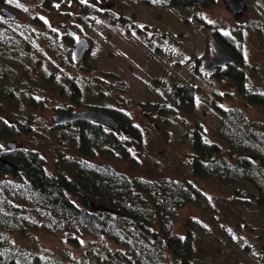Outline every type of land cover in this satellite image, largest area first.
<instances>
[{
    "label": "trees",
    "instance_id": "trees-1",
    "mask_svg": "<svg viewBox=\"0 0 264 264\" xmlns=\"http://www.w3.org/2000/svg\"><path fill=\"white\" fill-rule=\"evenodd\" d=\"M53 1L65 4L67 0H46L47 7H52ZM98 1L105 0H93V7L90 0L84 4L74 0V3L81 7L80 17L93 12L95 16H105L96 8L100 5ZM127 1L138 0H118L117 6ZM141 1L194 9L215 5V0ZM254 2L259 4L260 12L246 29L234 30L233 36L217 33L235 61L219 70L216 78L227 83L229 79L236 81L243 103L264 109V83L253 79L247 71L242 52L244 30L260 38L264 52V0ZM119 9L121 13L126 10ZM119 20L128 26L127 16L121 15ZM43 37L47 43L44 47L37 31L12 20L0 25V264H211L201 256L204 247L190 230L185 235L175 232V221L187 206L197 205L204 211L203 201L211 200L204 189L206 183L216 192L211 193L212 197L217 195L222 200L229 199L233 192L238 194V186L247 182L257 191L255 199L246 197L252 200L253 210L258 206L264 208V123L250 119L242 105L231 108L214 105L220 120L213 131V141L205 138L207 133L200 128L201 124L191 129L190 153L182 149L186 142L183 138L174 142L166 140L167 137L161 139L170 156L176 154L184 163L189 162L183 169V177L151 179L131 175L119 165L127 162L140 165L146 156L160 165L153 153L145 151L157 124L135 125L131 114L104 103L107 93L103 88L96 93V104L81 105L82 92L75 78L65 75L68 88L45 79L41 72L46 69L60 72V66L55 64L59 59L48 52L60 48L52 37ZM12 49L22 53L11 59L2 55ZM65 60L69 62L70 58ZM196 61L195 71L200 73ZM171 88L175 105L157 108L165 112L166 122L170 120L169 114L175 122L180 120L186 134L189 125L183 114L179 117L177 112L188 117L194 114L198 89L189 83H173ZM111 89L129 92L121 81H116ZM48 90L72 97L57 112L72 113L76 106L100 109L117 121L118 130L86 121L53 123L55 126L49 129L46 119L37 115L38 111H47L48 105L37 95ZM213 91L208 96L213 98L218 94ZM22 135L29 138L23 146L16 143L13 150L5 145L7 139ZM43 151L55 156L54 171L46 167ZM227 187L231 192L221 196L218 189L227 190ZM228 202L236 214L249 209L245 202L234 199ZM237 226L238 223L234 224L236 234ZM33 233L60 235L74 247H79L81 238L91 239L87 248L77 254L67 249L50 252L39 246L27 251L13 242V236L18 234L32 241ZM259 261L264 264V255Z\"/></svg>",
    "mask_w": 264,
    "mask_h": 264
},
{
    "label": "rangeland",
    "instance_id": "rangeland-1",
    "mask_svg": "<svg viewBox=\"0 0 264 264\" xmlns=\"http://www.w3.org/2000/svg\"><path fill=\"white\" fill-rule=\"evenodd\" d=\"M43 1L2 0L5 7H11L17 12L19 17L17 23L37 31L43 47L47 44L43 41L45 39L42 38L43 35L52 37L53 42L58 43L60 51L48 52L49 56H56V59H59L58 64H55L60 66V72L52 73L54 69L51 72L46 69L41 75L45 79L53 80L58 87L62 84L67 88L69 85L65 82L67 80L65 75L75 78L77 88L82 92L81 105L96 104V93L103 88L107 93L104 103H108L116 111L131 114L135 125L145 127L152 121L157 124L154 137L145 151L149 154L153 153L155 159L160 160V165L154 164L153 158L146 156L140 165L128 162L119 165L122 171L151 179L183 177V169L189 162L184 163L176 154L170 156L169 149H165L166 147L160 143L161 139L167 137L165 139L169 142L184 139L186 142L182 149L185 153H190V139L193 135L191 129L194 130L201 124L200 128L207 133L205 138L213 141L215 139L213 131L220 120V114L215 110L214 105L223 108L242 105L250 119L264 123V109L245 105L236 81L229 79L227 83L224 79L209 75L204 77L195 71L194 67L196 60L200 69L203 67V60L214 55L209 42L216 37L214 36L216 33L233 36L234 30L246 29L259 15V4L254 0H245L246 10L239 16L228 11L224 0H215V5L209 8L195 9L155 5L141 0L127 1L120 7L117 6L118 0L98 1L100 5L96 8L104 10L107 14L99 17L93 27L82 28L83 31L78 26H71L74 21L73 15L78 14L73 0H67L65 4H53L54 7L49 9L44 7ZM90 2L93 3V0ZM119 8L126 10L121 13ZM121 15L127 16L128 26L119 20ZM0 25L4 26L5 23L1 22ZM67 26H71L70 29L76 32L74 34L76 40L67 37L71 35L67 31ZM244 34L245 39L242 43L244 65L253 79L264 83V52L261 50L260 38L246 30ZM82 36L91 38V47L84 59L76 61L72 49L78 38ZM8 53L2 55L11 59L22 52L12 49ZM65 58H70V61ZM116 81L123 82L129 92L111 89ZM173 83H189L198 89L194 114L188 117L181 111L177 112L179 117L183 114L185 123L189 125L186 134L181 128L180 120L175 122L173 116L169 114L170 120L166 122L165 112L161 109L159 111L162 105L171 107L175 105L174 92L171 88ZM213 89L218 94L212 98L208 93L214 92ZM70 90L73 92L72 88ZM37 96L48 104L47 111H38L37 115L43 116L46 119L45 125L52 128L55 126L53 116L59 113L58 109L66 105L68 98L51 90ZM75 108V110L91 109L79 106ZM144 111H154V117H151L152 112L151 115H145ZM41 130L43 132V129ZM28 139L27 135L10 138L5 141V145L7 142H13L23 146ZM42 153L47 160L46 167L49 171H54L55 156L45 151ZM227 188V190L219 188V194L223 197L228 196L231 189ZM204 189L211 197L210 201H203L204 211L207 214L197 205L183 208L175 221V232L185 235L190 230L196 236L197 243L204 247L201 256L211 264H260L259 259L264 255V208H259L257 205L259 209L253 210L255 206L252 200L246 198L255 199L257 191L251 184L242 182L238 186L240 196L233 192L229 199L221 200L217 195L214 196L215 198L212 197L211 193L216 192L211 190L210 184L206 183ZM231 199L245 202L249 209H245L246 211L241 209V213L236 214L232 204L237 208L239 204L233 200L231 202ZM237 223L238 234L233 231L234 224ZM239 228H242V232L238 231ZM230 234L231 238H229ZM31 236L34 239L29 241L28 236L14 235L13 242L27 251L32 248L37 249L39 246L50 252L61 253L67 249L77 254L87 248L91 239L81 238L79 247H74L66 239H61L60 235L33 233ZM30 242L34 246H31ZM260 253H262L261 257H259Z\"/></svg>",
    "mask_w": 264,
    "mask_h": 264
},
{
    "label": "water",
    "instance_id": "water-1",
    "mask_svg": "<svg viewBox=\"0 0 264 264\" xmlns=\"http://www.w3.org/2000/svg\"><path fill=\"white\" fill-rule=\"evenodd\" d=\"M226 3V6L228 8V11H230L233 15L238 16L245 12L246 10V2L245 0H224ZM2 14L10 19H17V15L10 11L9 9H2ZM214 50L215 55L209 59H206L203 62L202 72L209 74L213 73L216 69L225 67L228 64H232L235 61V58L228 53L225 48L218 43L216 39H213L211 42H209ZM89 48L88 40L85 38H82L80 42L77 44L74 50L75 59L77 61L82 60L83 55L86 53V51ZM143 114L150 115V111H144ZM53 119L56 123L59 124H65V123H73L75 121H86V122H96L98 124H103L109 127H112L117 131L119 128V125L117 121L111 117L109 114H106V112L87 109L79 112H74L72 114H57L53 116ZM8 146L10 148L15 149L16 144L15 143H8ZM256 162H260V160H256Z\"/></svg>",
    "mask_w": 264,
    "mask_h": 264
},
{
    "label": "flooded vegetation",
    "instance_id": "flooded-vegetation-1",
    "mask_svg": "<svg viewBox=\"0 0 264 264\" xmlns=\"http://www.w3.org/2000/svg\"><path fill=\"white\" fill-rule=\"evenodd\" d=\"M74 1V0H73ZM81 1V0H80ZM88 1V0H87ZM43 3H44V7H46L47 9H49L50 7H47V5H46V0H44L43 1ZM56 3H58V2H52V4H54V5H56ZM85 3V0H84V2H81L80 4H84ZM0 4H1V7H0V11H1V9H4L5 8V10H6V8L7 9H9L10 11H12V12H14V13H16L17 14V12H15L11 7H8V6H6L5 7V4H4V2H2V0H0ZM61 4V3H60ZM75 4V3H74ZM88 4V3H87ZM90 4H91V6L90 7H93L94 6V4L93 3H91L90 2ZM54 5H52V7H54ZM76 11H77V15L75 14V15H73V18H74V21H73V23L71 24V26L73 27V26H78V28H81V30L83 31V29L82 28H91V27H93V25L95 24V22H96V20L97 19H99V17L98 16H95V14H94V12L93 13H91L90 15H87L86 17H80L81 16V7H78L77 5H76ZM100 12L101 13H103V14H105V16H106V14L107 13H105V11L103 10H100ZM1 14V13H0ZM1 16V21L0 22H5L6 23V21H8V19L7 18H5V17H3V15L1 14L0 15ZM19 20V17H18V14H17V22H19L18 21ZM71 26L69 27V26H67V31H69L70 33H71V35H67V37H70V38H73V39H77L76 38V36L74 35L76 32L74 31V30H72V29H70L71 28ZM88 28V29H89ZM216 33V32H215ZM73 35V36H72ZM214 36H216V37H214V38H216V40L218 41V43H220L221 42V40L219 39V36L217 35V33L214 35ZM82 38H85V39H87L88 41H89V49H90V47H91V38L90 37H88V36H82L81 38L79 37L78 38V40H77V42L75 43V46L80 42V40L82 39ZM223 47H224V45L222 44V43H220ZM75 48V47H74ZM225 48V47H224ZM89 49H88V51L83 55V59H84V57H86V54L89 52ZM226 49V48H225ZM73 50V49H72ZM227 50V49H226ZM71 53V52H70ZM229 53V52H228ZM231 54V53H230ZM232 55V54H231ZM73 56H74V51H73ZM233 56V55H232ZM212 57V56H211ZM210 58V57H209ZM228 66V65H227ZM227 66H225V67H222V68H219V69H216L213 73H211V74H204V73H201V68L199 69V72H200V75L201 76H204V77H207L208 75L209 76H212V77H215L216 78V76H217V74H218V72H219V70H222L223 68H226ZM67 97V96H66ZM82 97V93L80 94V98ZM68 98V99H67ZM66 99H67V102L68 101H71V99H72V97H67ZM81 100V99H80ZM57 102H58V100H57ZM67 102H65V103H67ZM68 104V103H67ZM152 112V115H151V117H154V111H151ZM152 123H153V125H155L156 126V123L155 122H153L152 121Z\"/></svg>",
    "mask_w": 264,
    "mask_h": 264
},
{
    "label": "snow or ice",
    "instance_id": "snow-or-ice-1",
    "mask_svg": "<svg viewBox=\"0 0 264 264\" xmlns=\"http://www.w3.org/2000/svg\"><path fill=\"white\" fill-rule=\"evenodd\" d=\"M153 2H156V0H153Z\"/></svg>",
    "mask_w": 264,
    "mask_h": 264
}]
</instances>
